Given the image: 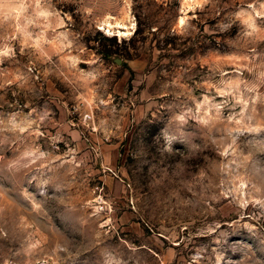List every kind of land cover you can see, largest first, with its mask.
Listing matches in <instances>:
<instances>
[{"label": "rangeland", "instance_id": "rangeland-1", "mask_svg": "<svg viewBox=\"0 0 264 264\" xmlns=\"http://www.w3.org/2000/svg\"><path fill=\"white\" fill-rule=\"evenodd\" d=\"M0 264H264V0H0Z\"/></svg>", "mask_w": 264, "mask_h": 264}]
</instances>
